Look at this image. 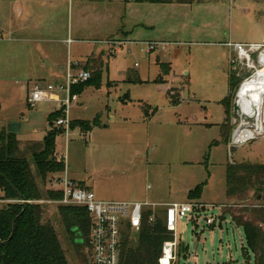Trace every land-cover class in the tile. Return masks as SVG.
<instances>
[{
  "label": "rangeland",
  "instance_id": "374dc122",
  "mask_svg": "<svg viewBox=\"0 0 264 264\" xmlns=\"http://www.w3.org/2000/svg\"><path fill=\"white\" fill-rule=\"evenodd\" d=\"M84 1L81 4L78 0H41L46 16L51 10L50 2H58L62 9L68 6L69 19L72 17L69 37L67 32L63 34L68 20L59 25V33L53 30L55 24L46 23L52 30L45 38L53 42L40 44L44 54L35 52L34 46L31 55L14 54V46H8L10 42L0 41V130H9L12 124L21 126L17 156L33 164L32 154L37 148L33 145H42L50 132L60 130L57 121L53 125L48 121V115L57 111L58 104L42 102L31 108L28 93L22 87L31 90L37 83L46 86L58 82L48 79V75L44 83L26 81L24 75L33 69L48 73L58 63H68L69 46L55 43L58 38L81 40L82 43L71 46L72 60L82 57V61L102 50L109 55L108 50L113 48L115 53L109 57V66L106 62L100 72L98 85H85L79 94H73L69 119L87 122L91 129L85 133L76 124L69 135L56 133L54 155L65 157L66 174L49 175L45 185H40L42 193L52 189L51 179L68 176L104 202L197 204L198 215L193 220L179 221L177 226L181 245L178 264H254L255 256L247 248L245 232L231 215L249 218L243 208L264 207V191H250L244 202L229 199L227 169L264 165V134L244 145H232L233 132L244 121L234 109L238 92L244 81L261 69L259 57L264 47L254 53L249 63L251 69L230 64L235 53L226 43L264 45V0H234L233 5L228 0H188L192 3L166 6V10L132 2L129 15L126 3L123 8L120 6L121 0ZM3 6L4 0H0V39L7 34ZM136 10L160 23L154 31L155 39L144 38V32L132 26ZM122 24L129 33L135 31L140 36L132 38L131 45L90 43L102 40L105 28L110 37L105 41H113ZM158 26L167 29L164 35ZM146 42L166 45L148 52ZM157 57L172 62V71L166 75L171 76L166 82H172L173 87L168 91L170 98L165 92L168 85L159 81L163 72ZM101 61L99 56L79 62L78 71L93 76ZM138 74L147 82H138ZM231 74L237 86L228 114L222 102L230 94ZM261 116L264 121V108ZM254 121L245 119L250 126ZM32 168L36 173L34 164ZM199 186L201 197H189V192ZM3 198L0 189V209L7 204ZM42 207L44 222L56 228L69 264H80V256L89 262L86 245L79 247L68 233L59 207ZM164 209L159 208L158 213L162 220ZM207 217H217L215 225H206ZM259 225L264 230V225ZM130 241L136 247L138 236L132 235Z\"/></svg>",
  "mask_w": 264,
  "mask_h": 264
},
{
  "label": "trees",
  "instance_id": "16d2710c",
  "mask_svg": "<svg viewBox=\"0 0 264 264\" xmlns=\"http://www.w3.org/2000/svg\"><path fill=\"white\" fill-rule=\"evenodd\" d=\"M135 1L153 4L191 2L188 0ZM97 69L93 70L90 81L74 86L72 93L79 94L85 85L92 83L98 85L100 69ZM162 72L163 75H167L170 70L166 65H162ZM159 81L163 83L162 78ZM236 86L235 76L231 74L230 94L222 102L228 114L232 108V92ZM63 116V111L60 110L49 114L48 121L50 125H53L54 121ZM76 124H80L84 132H89L91 129L89 123H78V121L71 122V129L72 127L75 129ZM57 132L60 130L55 129L50 132L42 145H33L37 147L32 154V161L36 167L35 173L33 164L25 157L17 156L21 145L17 137L9 134L8 130H0V189L4 193L3 201L22 200L19 194L27 201L41 200L44 197L57 200L61 197L60 193L46 191L44 195L41 191V186L45 185L49 175L65 171V164L58 162L54 155ZM250 191H264V165L229 166L227 169L228 198L244 202ZM201 193L202 187L199 186L196 190L189 192V197L198 199ZM251 209L243 208L242 210L248 214L249 218L246 215L235 214L231 217L245 232L247 248L255 256L254 264H264V230L259 225H264V207ZM59 212L68 233L75 240H77V234H81L84 244H78V246L86 245L91 226L87 212L76 207H59ZM43 213L42 205L38 204L7 203L0 209V264H69L56 228L51 223L44 222ZM137 236L136 247H132L129 237L125 238L122 245L121 264H158L163 244L173 239L164 220L160 218H157L153 224L146 222ZM79 261L80 264H89L88 260L82 256Z\"/></svg>",
  "mask_w": 264,
  "mask_h": 264
},
{
  "label": "built area",
  "instance_id": "2783aa9c",
  "mask_svg": "<svg viewBox=\"0 0 264 264\" xmlns=\"http://www.w3.org/2000/svg\"><path fill=\"white\" fill-rule=\"evenodd\" d=\"M228 1H230L231 5L234 4V0ZM145 45L148 48V52H152L160 46H165V44L158 42H146ZM227 46L235 53V56L230 58V64L237 67L246 65L248 68H251L249 63L252 62L254 53L259 52L264 47V45H248L233 42L227 43ZM260 66L262 67L261 64ZM258 73L259 71L252 74L251 78L244 81L239 89L238 95L243 86L252 80ZM91 78L92 76L89 72L80 71L78 73H73L70 68L64 81L57 84H48L46 86L37 83L31 90L28 89L27 103L31 108H34L37 104L42 102L57 103L58 110H62L64 116L57 120L56 125L61 131L69 135V131L71 130L69 114L73 104L72 89L74 86L87 83ZM236 106L238 107L237 102ZM242 124L243 123L233 132L232 145L234 146H241L253 140L247 139L243 132L255 130L256 122L254 121L253 126L247 123H245L247 124L245 126ZM263 134L264 131L261 135ZM258 137L260 136L256 135V138ZM56 160L64 163L65 157L58 156ZM51 183L52 189L50 191L60 193L61 195L57 200L43 198L36 201L9 200L3 202L84 209L91 223L90 232L86 239L89 264H121L122 245L125 238L138 235L146 222L148 224H153L158 218L159 208L164 207V224L169 231L171 230L173 239L163 244L158 264H178V254L181 245L177 239V226L179 221L185 219L193 220L198 215L197 204L189 202H174L170 204L149 202H104L98 200L92 191L83 188L81 184L67 176L65 178L59 177L57 179H52ZM216 222L217 217L206 218V225L208 226H213Z\"/></svg>",
  "mask_w": 264,
  "mask_h": 264
},
{
  "label": "crops",
  "instance_id": "0c3cea01",
  "mask_svg": "<svg viewBox=\"0 0 264 264\" xmlns=\"http://www.w3.org/2000/svg\"><path fill=\"white\" fill-rule=\"evenodd\" d=\"M78 1L81 4L86 2L84 0H78ZM132 2H136V1L135 0H121L119 2L121 7L126 3L127 9H125V11L127 10L128 15H129L128 8L133 4ZM191 3L192 2H189V3L174 2V3H169V4H153V3H140V4H145V5L150 4L154 8H156L157 6H160L161 8H164L166 10V6H181V5H189ZM43 4L44 3H42L41 0H21L18 2H16L15 0H10V1L4 0V6H3L4 15L3 16H4L5 20L7 21V34L5 33V35H2V38L0 39V41L10 42L11 45H8V46H12V45L14 46L13 47V48H15L13 50L14 54L21 53V55H24V54L31 55L33 53V52H30V49L32 48V46H34V48L37 49L35 52L43 53L42 46L40 44L53 42V39L45 38V36L48 35L49 32L52 30L50 27L46 26V23L50 24V25L55 24V27L53 28V30L56 29V32L59 33L60 29H61L59 25H61V23H63L65 20H68L67 26H66V28H64L63 34H65L67 32V34H68L67 36L68 37L70 36V34H71L70 30L72 29V24H71V18L72 17L69 19V16H71V13H70V9L68 11V6H66L67 9H62L58 2L57 3L50 2L51 10H50L49 15L46 16L45 11L43 9ZM151 12H153L152 9H151ZM156 25H160V23H158L156 21V19H153L151 17V15L147 16V17L141 16V15H139L137 10L134 11V13L132 14V26L134 28H138V30H142L144 32V35H143L144 38L155 39L153 37H155L154 31L156 29ZM158 29L160 32L162 31L161 33L163 35H164L165 31L167 30V29H164L163 26H160V27L158 26ZM101 33L100 34L103 36L102 40H91L90 43H94V44L96 43L97 44L98 42L99 43L102 42L105 44H111V42L112 43L115 42V44H120V45H122V44H128V45L130 44L131 45L132 42H134V41H132V38L140 37L135 33V31H132V33H129L127 30H125L124 24L121 25V28L118 30V34H116L115 36L113 35L115 38V39H113V41H111V40L105 41L106 39L110 38V37H108L109 34H108V31L106 30V28L103 29V31ZM42 34H44V36ZM4 36H6V37H4ZM160 37H164V36H160ZM67 38L65 40L63 38L55 39V43H57V44H59V43L66 44L67 43V45L69 46L68 49H69L70 56H69L68 63H58L57 67H55L54 70H52L48 73H46V71H44V70H36L35 71L33 69V71L27 72L24 75V79L26 81H36V82H43L44 83L47 81V78L45 77V75H48V77H49L48 79L54 80V81H57L58 83H60V82L65 80L64 79L66 77L65 75H67V72L69 71L70 68H71V70L77 69V71H78L79 70L78 69L79 62L85 63V62H87L88 59H95L99 56L103 60V61H101V63L97 64L98 66L96 65L100 69L99 72H101L102 69H104L106 62L108 63V66H109V57L113 56V54L115 53V50L113 48L108 50V51H110L109 55H108V53H105V50H102L101 52H99V54H91L89 57L87 55L86 56L87 58H85V60L83 59L81 61L80 59H82V57L77 58L76 60H72L70 58L72 55L71 46L76 44V43H82V42H81V40H78V39L73 40L71 38H69V39H67ZM95 41H97V42H95ZM229 42H231V41H229ZM158 43H160V42H158ZM161 43H163V42H161ZM141 44H143V43H141ZM163 44L166 45V43H163ZM241 44H244V43H241ZM254 45H259V44H254ZM226 46H227V43H226ZM162 50H165V49L162 48ZM41 58H43V57L41 56ZM157 59H158V63H157L158 66H161V68H162V65H166L168 67V69L170 70L169 73H171L172 62L164 61L162 58H159V57H157ZM139 75L140 74H138V78H137L138 82H142V83L147 82V80L141 78ZM169 77H171V76L170 75L168 77L166 75L161 76V78L163 79V83L165 85H168V86H166L165 92H166L167 96L170 98L168 91L170 90V88H173V87H172V82H170V83L166 82V79ZM28 89H29L28 86L22 87V90H24L26 92H28ZM57 111H59V110L57 109ZM57 111H55V112H57ZM225 121L227 123L228 118ZM71 122H72V120H71ZM225 125L226 124H224V126ZM5 130H7V129H5ZM60 133L63 134V131L60 130ZM85 133H87V132H85ZM86 136H88V135H86ZM58 156H60V155H57L56 157H58ZM63 173L66 174V164H65V171Z\"/></svg>",
  "mask_w": 264,
  "mask_h": 264
},
{
  "label": "bare ground",
  "instance_id": "6f19581e",
  "mask_svg": "<svg viewBox=\"0 0 264 264\" xmlns=\"http://www.w3.org/2000/svg\"><path fill=\"white\" fill-rule=\"evenodd\" d=\"M260 64L262 67L259 73L243 86L238 95L237 103L244 120L242 125H247L245 124V119H254L256 121L255 130L243 132L247 139H255L256 135L261 136L264 131V121L261 119L264 108V52L260 56Z\"/></svg>",
  "mask_w": 264,
  "mask_h": 264
},
{
  "label": "water",
  "instance_id": "95a60500",
  "mask_svg": "<svg viewBox=\"0 0 264 264\" xmlns=\"http://www.w3.org/2000/svg\"><path fill=\"white\" fill-rule=\"evenodd\" d=\"M234 109H235V111H237V110H238V107L235 105V106H234ZM8 132H9V134H11V135L17 136V135H19V134L21 133V126H20L19 124H12V125L9 127ZM233 149H234V148H233ZM232 152H234V151L232 150ZM19 196L21 197L22 200H24L20 194H19ZM76 243H77V244H81V245L84 244V240L81 238V234H77V240H76ZM4 244H6V243H4ZM183 246H184V245H183ZM182 250H183L182 252H184V248H183Z\"/></svg>",
  "mask_w": 264,
  "mask_h": 264
}]
</instances>
